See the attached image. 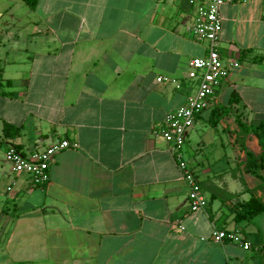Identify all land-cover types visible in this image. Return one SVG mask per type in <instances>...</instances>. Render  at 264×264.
<instances>
[{
    "label": "crops",
    "instance_id": "obj_1",
    "mask_svg": "<svg viewBox=\"0 0 264 264\" xmlns=\"http://www.w3.org/2000/svg\"><path fill=\"white\" fill-rule=\"evenodd\" d=\"M219 12V51L234 66L188 131L187 158L182 147L207 201L193 210L169 145L153 136L195 89L189 60L206 53L189 36V0H38L33 11L0 0L3 152L76 144L54 157L39 187L0 169V182L16 186L0 198V264L263 261L264 212L243 223L234 212L251 196L264 204L248 164L261 149L247 130L264 119V0ZM4 123L19 135L5 138ZM214 228L250 248L213 242Z\"/></svg>",
    "mask_w": 264,
    "mask_h": 264
},
{
    "label": "built area",
    "instance_id": "obj_2",
    "mask_svg": "<svg viewBox=\"0 0 264 264\" xmlns=\"http://www.w3.org/2000/svg\"><path fill=\"white\" fill-rule=\"evenodd\" d=\"M238 1L245 2L246 0H189V4L195 7V17L188 29L189 36L196 42H206V53L188 62L186 78L197 82L194 91L187 96L183 106L169 112L163 122L153 130V136L161 138L169 145V151L175 160L181 178L188 186L187 197L193 210H204L207 201L202 194L196 174L183 160L182 147L196 117L209 106L221 81L228 77L234 66V61L221 56L219 51V36L222 28L219 10L223 5ZM157 81L170 83L175 88H180L179 81L176 79L160 77ZM75 147V143L60 140L41 151L24 154L14 146H8L4 152V162L13 177L25 176L32 186L39 187L47 182V172L54 157L59 152ZM14 185L13 178L6 191H12ZM211 240L218 244L235 243L244 250L251 246L238 233L217 228L213 229Z\"/></svg>",
    "mask_w": 264,
    "mask_h": 264
},
{
    "label": "trees",
    "instance_id": "obj_3",
    "mask_svg": "<svg viewBox=\"0 0 264 264\" xmlns=\"http://www.w3.org/2000/svg\"><path fill=\"white\" fill-rule=\"evenodd\" d=\"M23 3L27 6L30 11H33L36 8L38 0H22ZM244 51H240V55L238 57L239 60L244 59ZM254 62H258L259 60L255 59ZM236 96L233 95V99L230 102L231 104L236 103L235 98ZM240 127L245 128L240 123ZM247 130L251 132L258 140L261 152L257 159H249V169L250 172L253 173L260 181L264 184V119L260 120L257 125L254 127H247ZM3 136L5 138L14 139L19 135L20 127L13 126L11 124L4 123L2 128ZM264 212V204L261 200L255 196H251L250 199L239 205L235 210L234 220L237 223H243L250 221L253 217L258 214ZM264 249V245L259 251ZM259 264H264V259Z\"/></svg>",
    "mask_w": 264,
    "mask_h": 264
},
{
    "label": "rangeland",
    "instance_id": "obj_4",
    "mask_svg": "<svg viewBox=\"0 0 264 264\" xmlns=\"http://www.w3.org/2000/svg\"><path fill=\"white\" fill-rule=\"evenodd\" d=\"M200 45L201 46H203L204 48H206V46H207V43L206 42H201L200 43ZM187 73V72H186ZM224 84H225V82L223 81L222 82V85L224 86ZM157 138H159V137H157ZM162 140V139H161ZM184 150H185V152H186V156H185V158H187V154H190V150L188 149V147H187V144L186 145H184ZM4 150H3V146H0V169H6V168H8V166H7V164L4 162V152H3ZM184 158V159H185ZM183 159V160H184ZM186 160V159H185ZM184 160V161H185ZM188 162V161H187ZM189 163V162H188ZM189 165V167L191 168V163H189L188 164ZM193 170V169H192ZM193 172L195 173V171L193 170ZM1 180H3L2 179V177H0V181ZM5 180H7L6 179V177H5ZM9 182V183H8ZM8 184H10V182H11V180L9 181L8 180ZM8 184H3V183H1L0 182V198H3L4 197V193L6 192V187L8 186ZM7 185V186H6ZM13 191L14 190H16V186L15 187H13V189H12ZM1 243V242H0ZM10 253V252H9ZM11 257V259L13 260H16V258L15 257H13L12 255L10 256Z\"/></svg>",
    "mask_w": 264,
    "mask_h": 264
}]
</instances>
